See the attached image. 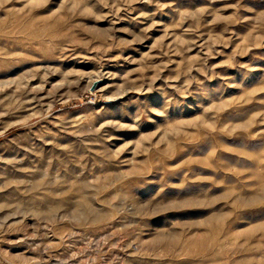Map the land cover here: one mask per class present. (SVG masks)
I'll return each mask as SVG.
<instances>
[{"label":"rangeland","instance_id":"1","mask_svg":"<svg viewBox=\"0 0 264 264\" xmlns=\"http://www.w3.org/2000/svg\"><path fill=\"white\" fill-rule=\"evenodd\" d=\"M0 264H264V0H0Z\"/></svg>","mask_w":264,"mask_h":264},{"label":"water","instance_id":"2","mask_svg":"<svg viewBox=\"0 0 264 264\" xmlns=\"http://www.w3.org/2000/svg\"><path fill=\"white\" fill-rule=\"evenodd\" d=\"M94 86H95V83L92 84V86L90 87V89L93 90L94 89Z\"/></svg>","mask_w":264,"mask_h":264}]
</instances>
